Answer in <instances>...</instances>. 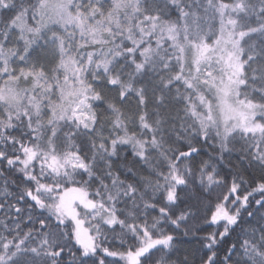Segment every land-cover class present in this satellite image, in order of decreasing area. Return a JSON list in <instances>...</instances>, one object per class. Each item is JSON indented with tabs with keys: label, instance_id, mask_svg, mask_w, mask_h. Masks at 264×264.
<instances>
[{
	"label": "snow or ice",
	"instance_id": "obj_1",
	"mask_svg": "<svg viewBox=\"0 0 264 264\" xmlns=\"http://www.w3.org/2000/svg\"><path fill=\"white\" fill-rule=\"evenodd\" d=\"M0 264H264V0H0Z\"/></svg>",
	"mask_w": 264,
	"mask_h": 264
}]
</instances>
